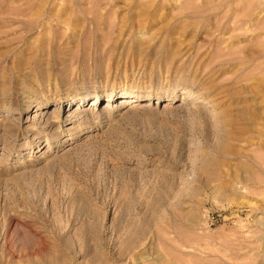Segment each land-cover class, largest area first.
<instances>
[{
    "label": "rangeland",
    "instance_id": "374dc122",
    "mask_svg": "<svg viewBox=\"0 0 264 264\" xmlns=\"http://www.w3.org/2000/svg\"><path fill=\"white\" fill-rule=\"evenodd\" d=\"M0 264H264V0H0Z\"/></svg>",
    "mask_w": 264,
    "mask_h": 264
},
{
    "label": "bare ground",
    "instance_id": "6f19581e",
    "mask_svg": "<svg viewBox=\"0 0 264 264\" xmlns=\"http://www.w3.org/2000/svg\"><path fill=\"white\" fill-rule=\"evenodd\" d=\"M111 94L113 95V91L108 92L106 98L109 97ZM112 95H111V96H112ZM122 96H123V98H122V100H121V105H125V104H129V103H131V102L128 101L129 98H135V97L140 98V96L135 95L134 93H129V94H123V93H122ZM95 97H98V98H99L98 95H95L94 98H95ZM90 102H91L90 107H93L94 105H95V106L98 105V103H96V101H95L94 99H92ZM36 104L38 105V103H36ZM77 110H78V109H77ZM54 112H55V110H54Z\"/></svg>",
    "mask_w": 264,
    "mask_h": 264
}]
</instances>
